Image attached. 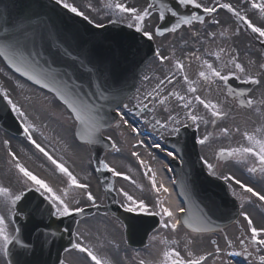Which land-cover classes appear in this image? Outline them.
<instances>
[{"label": "rangeland", "instance_id": "rangeland-1", "mask_svg": "<svg viewBox=\"0 0 264 264\" xmlns=\"http://www.w3.org/2000/svg\"><path fill=\"white\" fill-rule=\"evenodd\" d=\"M68 1V0H67ZM110 3H113V8L105 7L106 0H70L68 3L76 9H79L80 11H83L85 14H87L94 22L99 24H105L110 23L111 20H122V18H119V11L120 8L125 7V9L129 10V5L133 4V7L135 8V14L134 17L131 16L127 18L130 21H135L136 16L140 14L141 11H143L147 4L146 0H109ZM133 12V11H132ZM156 24V18L151 19V25L154 26ZM178 43L179 38L174 36H168L165 38V52L166 55H176L179 53L178 49ZM183 56L178 58L177 60H182ZM170 63L166 62L162 65H154L151 68V71L154 70V74H161L163 71V68H157V67H166ZM0 77L3 80L2 88L4 86V92L8 93V96L11 98V100L14 102L15 105L21 104L23 101L27 104H31L37 107V104L41 107H47L50 111H52L55 115L54 117L51 116V113L49 115L52 117L53 127L52 130L49 131V129L46 127V120L48 121V115L44 114L43 116L40 115L38 118L33 117L34 113H30L32 116H30L27 120L31 125L34 126L37 134L39 135L40 140L42 139L45 143L49 142L56 151V153L62 160H64L66 163L70 164L72 168L75 170L71 171L68 175L70 178H76V177H85V179H75V180H69V186L70 182L72 181H80L84 182L89 186V192L91 196H94L98 202H104L106 203V194L102 193V187L99 183V181L94 177V175L91 172V167L94 165L91 154L80 152L78 149L73 150L74 145H69L67 148L70 151L77 152L74 156L73 152L71 154L65 153V150H62L57 145L58 139L55 137H59L61 135V140L65 139L67 140L70 138L68 135V131L71 132L72 137L74 136L75 129V122L71 121L69 118L66 119L65 114L59 113L57 111L56 106L59 105L55 102L54 98H51L50 96L44 95V93H41V91H37V89H32L29 86L20 85V81H16V78L12 75H10L1 64L0 61ZM167 78V74L162 75L161 80H165ZM169 94V90H168ZM23 105V107L25 106ZM40 107V108H41ZM44 126V129L43 127ZM51 132V134H50ZM106 136L110 137L116 147L115 151L112 154H109V157H111V160L113 159V156L116 157V155H120L121 159H118L114 161L113 163H110L111 166L115 168L117 172H120L121 174L125 175V179L118 180L117 185L115 186V189L119 193V201L124 205L125 207L132 209L137 212H144V213H160V215L163 218V227L160 230L161 232H158L154 238H153V246H152V252H153V261L152 264H159L157 262L158 256L162 253L165 254V259L169 262L172 260H175L177 258H180V252L183 249V252L185 255H188L190 252V247L192 246L190 242H188L187 239H182V236L180 235L184 231L183 228H180L179 230H173L170 225V217L166 213L163 204H164V198H163V191L160 189V192L155 191L154 182H155V170L157 166L163 165L166 168H168L167 172H169L170 166L168 164H165L162 160L156 164V160H150L149 159V168L148 171H142L141 167H145L141 165L135 158L138 154L133 153L135 150L134 144L135 141L131 139V137L128 134V131L121 125H116L112 129L108 130L105 133ZM8 138L7 136L1 134L0 137V144L3 141V139ZM4 139V140H5ZM63 142V141H62ZM14 151L20 158V166L23 168V163L27 167H31L33 172H38L42 175H45L49 178H51V175L45 174L44 171L41 168L47 167V169H51L50 166H47V163L43 160L40 162L33 161L28 155L30 154L27 149L24 146H20L21 142H14ZM2 145V144H1ZM65 146V145H64ZM62 148V147H61ZM72 149V150H71ZM119 152V154H117ZM0 153H3V149L0 151ZM5 155V154H4ZM155 154L151 150H147L146 153H141L139 156H147L148 158H152ZM82 159L84 163L83 169H81L79 163H76L74 160L76 159ZM136 161V162H135ZM41 167H39L38 165ZM3 164H0V172L2 171L1 166ZM45 165V166H44ZM215 166H218L216 164ZM228 169H231V167H228ZM65 177V176H63ZM175 175L172 176L174 178ZM12 180L13 174L11 175ZM53 178V177H52ZM54 183L56 185L61 186L62 185V179L60 177L55 176ZM5 180V179H4ZM6 181V180H5ZM2 183V182H1ZM4 185V184H3ZM63 186H66L63 185ZM20 183L15 185V189L17 191H14L12 198L18 200L21 196V192L24 190V188H21L19 190ZM52 187V186H51ZM53 188V187H52ZM105 197V200H104ZM7 195L4 194V190L0 191V264H6L5 256H4V247L5 242L3 240L7 239L8 241L14 237L16 234V228L11 223L12 215L9 217L8 213V206H7ZM77 201L74 203V205L69 207V210L72 209H79L83 208V206H90L91 205V197L89 201L87 202L82 196L76 197ZM110 220L102 217H96L91 218L89 221V224L85 227V230L91 231L92 236H85L82 239V245H86L88 247H92L96 241V239L100 240L99 249L101 250V256L102 260L104 262H107L108 264H118L117 258L111 251V247L107 245L106 241L108 243H111L112 248L114 249H121V246L123 244L121 235L117 238L116 233L111 229L112 224L109 222ZM111 229V230H110ZM81 232V231H80ZM113 233L114 235H107L105 236L103 233ZM120 234V233H119ZM106 237V240H105ZM96 238V239H95ZM120 238L121 246H114V243L118 241ZM7 241V242H8ZM110 247V248H108ZM123 249V248H122ZM128 250L127 248L123 249ZM127 253V251H126ZM137 261L127 264H145V258L147 254H145V251L141 252H135ZM67 260L71 264H79L81 257L77 255V253H71L68 255Z\"/></svg>", "mask_w": 264, "mask_h": 264}, {"label": "bare ground", "instance_id": "bare-ground-1", "mask_svg": "<svg viewBox=\"0 0 264 264\" xmlns=\"http://www.w3.org/2000/svg\"><path fill=\"white\" fill-rule=\"evenodd\" d=\"M160 175V183L162 186L164 195V208L166 212L170 215L171 224L174 230H177L180 225V212L183 210L184 206L179 201L175 188L173 187L172 179H169L163 168L158 170Z\"/></svg>", "mask_w": 264, "mask_h": 264}]
</instances>
